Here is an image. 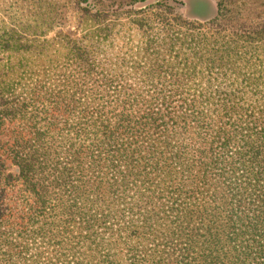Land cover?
Masks as SVG:
<instances>
[{
  "label": "trees",
  "instance_id": "16d2710c",
  "mask_svg": "<svg viewBox=\"0 0 264 264\" xmlns=\"http://www.w3.org/2000/svg\"><path fill=\"white\" fill-rule=\"evenodd\" d=\"M140 1L24 0L25 36L0 34V127L14 124L2 147L17 167L0 160V264H264V96L230 95L262 71L245 65L254 46L223 0L207 21L175 14L155 32L124 8ZM120 10L145 36L136 56L156 62L165 46L168 65L146 66L169 78L156 96L128 93L124 70L62 33L71 12L99 46ZM73 63L100 79L73 82Z\"/></svg>",
  "mask_w": 264,
  "mask_h": 264
},
{
  "label": "rangeland",
  "instance_id": "374dc122",
  "mask_svg": "<svg viewBox=\"0 0 264 264\" xmlns=\"http://www.w3.org/2000/svg\"><path fill=\"white\" fill-rule=\"evenodd\" d=\"M57 2V0H52ZM63 0H61L62 3ZM219 0H145L140 2H135L130 6L124 7L125 10H132L131 18L133 16H142L147 14L152 17L150 25L153 27V32L158 31L159 25H162V20L165 23H175L172 21V16L175 14H182L189 18L190 20L200 22L207 21L211 19L216 12V4ZM223 5L225 8H231L232 13V22L234 24L233 29L237 34L243 33L247 38V43L252 48H248V52L252 54V57L246 61L245 65L251 68H259L262 71L259 75H253L254 78L250 76L242 77L238 76L234 79L232 88L233 91H230V95L242 96V97H260L264 96V41L258 42V36L264 34V0H223ZM24 0H0V34L4 30H9L14 28L17 30L21 36H25L26 29L24 27L23 13L20 11L19 5H22ZM160 3L169 4L167 9L164 11V17H157L155 14L157 8L162 7ZM96 4V2H94ZM93 4V5H94ZM163 8V7H162ZM124 11H119L118 16H113L108 18L109 28H105L107 34V41L101 45L94 46L92 43L96 34H86L82 30H77L75 28V19L70 14L68 16V25L62 28V33L71 35L70 37L77 39L80 45H83L82 48L85 49L88 53L89 58L94 61V64L105 65L110 69L115 65L119 66L120 69L124 70L123 76H120L118 79L123 82V85H126V88H138L137 92H128L134 95L140 94L141 97H150V95L156 96L155 89L152 88L153 85H160L163 82H168L169 78H163L157 75L146 72V66L152 64L162 65L165 68L169 63L170 59L167 55L164 59H161L162 52L165 46H161L159 60L155 62L152 59V55L147 58L143 56V53H140V56L137 55V48L139 44L145 39V36L140 33L137 25L132 23L129 20V15ZM184 16V17H185ZM110 17V16H109ZM59 27H55L50 30L47 37L52 38L58 32ZM255 56H258L255 58ZM235 66H237V61H235ZM72 66L75 71L71 74L72 81H81L88 84H93L96 80H99L100 77L97 74L86 75L83 74L82 69L77 66L76 63H73ZM134 68V69H131ZM56 74L53 79L57 82L63 79V76H57ZM186 74H179V80L183 82H190L192 76H185ZM185 76V77H184ZM194 82L200 80V76L194 74ZM242 78L244 79L242 81ZM229 80H233L232 77H222L218 75L217 81L221 87H224L225 83H228ZM200 84L204 85L205 78H201ZM261 83L260 91L256 92H240L239 90L241 85L247 83ZM145 88L142 92H139V88ZM149 90V91H148ZM229 94V91H225ZM140 97V98H141ZM14 129V124L8 123L3 124L0 127V160H2V171L10 173L12 176L17 174V167L11 163L6 158V153H4V147L2 144L10 142L12 136V131ZM4 146H6L4 144Z\"/></svg>",
  "mask_w": 264,
  "mask_h": 264
}]
</instances>
